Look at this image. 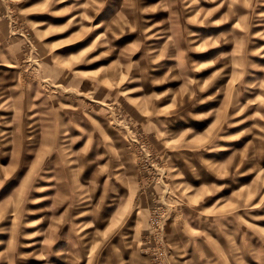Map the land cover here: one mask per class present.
<instances>
[{"label": "rangeland", "instance_id": "1", "mask_svg": "<svg viewBox=\"0 0 264 264\" xmlns=\"http://www.w3.org/2000/svg\"><path fill=\"white\" fill-rule=\"evenodd\" d=\"M0 264H264V0H0Z\"/></svg>", "mask_w": 264, "mask_h": 264}]
</instances>
